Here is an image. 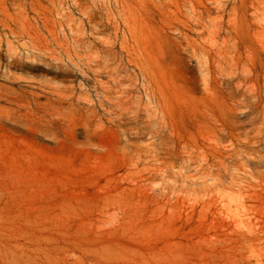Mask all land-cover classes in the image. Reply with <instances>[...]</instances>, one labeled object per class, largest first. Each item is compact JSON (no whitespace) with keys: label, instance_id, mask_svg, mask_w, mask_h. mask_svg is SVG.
I'll use <instances>...</instances> for the list:
<instances>
[{"label":"rangeland","instance_id":"374dc122","mask_svg":"<svg viewBox=\"0 0 264 264\" xmlns=\"http://www.w3.org/2000/svg\"><path fill=\"white\" fill-rule=\"evenodd\" d=\"M253 2L0 0V264H264ZM235 69L251 98L224 117Z\"/></svg>","mask_w":264,"mask_h":264},{"label":"bare ground","instance_id":"6f19581e","mask_svg":"<svg viewBox=\"0 0 264 264\" xmlns=\"http://www.w3.org/2000/svg\"><path fill=\"white\" fill-rule=\"evenodd\" d=\"M224 5L225 3H222L221 5H219L217 7L218 10L220 7ZM253 8L257 11L255 13L256 16H258L259 13L264 14V0H254ZM209 12H208V15H210ZM3 23L6 25V27L12 30V27L10 24H8L7 22H3ZM262 27H264V25H262ZM229 35H230L229 31H226V33L223 35V40H225L224 38L228 37ZM229 49H230L229 45L221 43V44L216 45V49L214 53H209V52L208 53L212 56L213 61L215 63L222 65L223 62H231L229 61V58H227L229 54ZM103 52H104V56L107 57V59H111L115 57H123V54H118V52H116V50L111 44L104 45ZM20 60L21 59L19 56H11L10 59L6 62V69L2 72V76L6 78L14 77V75L9 71V69L12 66H17L20 63ZM259 65L261 67H264V61L260 59ZM136 66L143 73H146L149 71L147 66H145L142 62L140 64L138 63ZM246 80H247V76L244 75L242 72H239L236 69L230 70L229 75L223 79L222 83H223L224 90H223V93L221 94V97H219V100L217 101L216 105L219 108L220 113L224 117H229L235 108L241 107L243 104L250 101L251 94L245 87ZM29 91L33 94H36L37 92L33 88H31ZM263 100L264 99L262 98L261 101ZM123 107L126 108L128 112L130 111L136 112V109L133 108L130 100L124 101ZM110 117L121 125L130 124L129 119H124L121 116V113H118L117 111H113V114H110Z\"/></svg>","mask_w":264,"mask_h":264}]
</instances>
